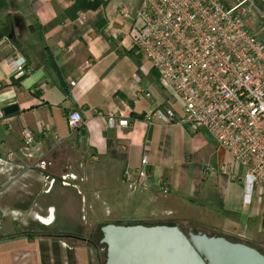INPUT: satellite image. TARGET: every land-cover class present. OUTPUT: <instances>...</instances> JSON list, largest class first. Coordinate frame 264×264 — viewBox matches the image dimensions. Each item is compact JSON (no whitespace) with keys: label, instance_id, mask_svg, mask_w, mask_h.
<instances>
[{"label":"crops","instance_id":"obj_1","mask_svg":"<svg viewBox=\"0 0 264 264\" xmlns=\"http://www.w3.org/2000/svg\"><path fill=\"white\" fill-rule=\"evenodd\" d=\"M139 3L79 11L74 0H0V156H14L0 171V264H97L88 241L99 228L136 221L239 237L264 255V198L255 187L243 202L245 168L206 130L130 117L156 106L182 115L151 62L124 42ZM11 56L25 58L23 74L9 72ZM11 104L18 110L5 114ZM74 109L80 131L67 125ZM113 112L129 124L109 126ZM144 154L152 175L130 187L123 173L134 175Z\"/></svg>","mask_w":264,"mask_h":264},{"label":"built area","instance_id":"obj_2","mask_svg":"<svg viewBox=\"0 0 264 264\" xmlns=\"http://www.w3.org/2000/svg\"><path fill=\"white\" fill-rule=\"evenodd\" d=\"M128 14L123 9L122 15ZM124 40L151 62L182 110L178 116L170 107L156 106L144 119L206 130L245 168L243 202L250 203L255 187L264 198V0H140ZM7 41L0 37V48ZM25 63L23 56L4 62L15 75L24 73ZM118 115L108 116L109 126L129 124ZM65 116L70 130L84 126L79 110ZM22 136L32 144L29 129ZM13 158L12 153L0 156V171L9 169ZM151 173L144 154L134 175L126 170L123 179L134 187ZM68 178L75 176H61L65 184ZM157 187L163 194L169 191L166 182L157 181Z\"/></svg>","mask_w":264,"mask_h":264},{"label":"water","instance_id":"obj_3","mask_svg":"<svg viewBox=\"0 0 264 264\" xmlns=\"http://www.w3.org/2000/svg\"><path fill=\"white\" fill-rule=\"evenodd\" d=\"M18 106L3 108L5 114ZM106 264H264V255L239 237L184 233L177 225H122L101 227Z\"/></svg>","mask_w":264,"mask_h":264},{"label":"trees","instance_id":"obj_4","mask_svg":"<svg viewBox=\"0 0 264 264\" xmlns=\"http://www.w3.org/2000/svg\"><path fill=\"white\" fill-rule=\"evenodd\" d=\"M108 0H74V7L73 9L75 10H79V11H87V10H96L98 9L100 6H104L106 4ZM0 37H2V35L0 34ZM145 116V114H140V115H136L133 113H130V117L132 118H139V119H143ZM125 224L122 225H134V224H142V225H156V224H166V225H177L174 222H145V221H136V222H132V223H127V222H123ZM119 224V223H118ZM103 226V225H102ZM101 226V227H102ZM178 226V225H177ZM179 227V226H178ZM180 228V227H179ZM181 229V228H180ZM182 230V229H181ZM184 233H187L186 230H182ZM194 232H199L198 230H193ZM205 233V232H204ZM207 235H217V236H224L227 239H231L232 236H227L224 234H218V233H206ZM103 236V233L101 231V229L99 228V231L97 233V235L93 238H90V240L88 241L94 248H97V245H100L102 242L100 241L101 238ZM75 239H83V238H78V237H73ZM242 242H246L245 240H242ZM103 244V243H102ZM246 244L258 249L257 247H255L254 245L250 244L249 242H246ZM105 245V244H104ZM259 250V249H258ZM260 251V250H259ZM261 252V251H260ZM262 253V252H261ZM263 254V253H262Z\"/></svg>","mask_w":264,"mask_h":264},{"label":"rangeland","instance_id":"obj_5","mask_svg":"<svg viewBox=\"0 0 264 264\" xmlns=\"http://www.w3.org/2000/svg\"><path fill=\"white\" fill-rule=\"evenodd\" d=\"M97 250V264H106V245L104 243L96 246Z\"/></svg>","mask_w":264,"mask_h":264}]
</instances>
